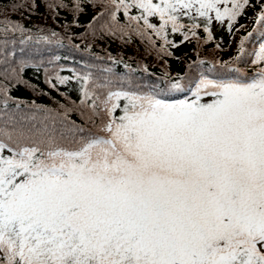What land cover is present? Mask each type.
<instances>
[{
    "label": "snow or ice",
    "instance_id": "6c2138e0",
    "mask_svg": "<svg viewBox=\"0 0 264 264\" xmlns=\"http://www.w3.org/2000/svg\"><path fill=\"white\" fill-rule=\"evenodd\" d=\"M72 3L81 13L82 4L105 0ZM255 7L258 28L232 61L199 62L238 73L258 33L251 63L260 68L251 80L200 72L192 97L170 102L168 93L185 88L182 77L139 91L115 74L82 75L81 104L95 132L67 138L0 128V264H264V0H107L88 27L154 48L155 36L156 50L171 55L165 46L179 45L170 35L199 43L202 29L207 43L213 21L225 20L232 35ZM28 31L0 26L5 44L8 33ZM0 93L10 98L7 88Z\"/></svg>",
    "mask_w": 264,
    "mask_h": 264
},
{
    "label": "trees",
    "instance_id": "16d2710c",
    "mask_svg": "<svg viewBox=\"0 0 264 264\" xmlns=\"http://www.w3.org/2000/svg\"><path fill=\"white\" fill-rule=\"evenodd\" d=\"M58 2L0 0V26L5 22H16L29 30L23 35L8 33L6 44L3 42L4 34L0 33V89L7 88L10 97L5 102L0 93V128L7 126L9 131L22 130L67 138L84 137L95 132L94 124L86 119L88 109L81 104L79 77L82 75L104 80L115 74L133 90L139 91H147L153 85L164 87L165 76L182 77L184 90L168 93L165 97L175 102L192 97L194 82L200 72L214 79L251 80L260 68L258 62L251 63L253 51L260 43L258 33L246 42V54L238 62L240 72L217 71L212 69L211 63H199L232 61L238 55L242 38L253 27L258 28L253 24L258 7L248 8L245 15L238 18L232 35L227 30L229 21L225 20L223 27L220 22L212 23L215 39L209 38L207 43L202 29L197 30L199 43L196 38L182 40L179 33L170 35L169 39L179 46H165L171 55H164L156 50L160 41L155 36L153 39L157 44L154 48L136 36L126 43L118 38L119 34L114 37L99 30L93 34L88 26L94 15L106 10L107 0L97 6L84 3L82 7L85 10L81 13L72 11V0H63L66 7H50ZM21 4L24 5L22 9L19 8ZM117 18L121 24L127 23L123 10L117 13ZM150 19L152 23L159 24L156 18ZM52 32L58 35L53 37ZM29 35L33 37L31 40L27 39ZM42 35L49 37L47 42L40 40ZM12 70H16L17 75L9 74ZM57 75L71 77V80L59 84ZM84 82L91 84V81ZM52 84L57 86L54 88ZM99 122L97 117L95 124Z\"/></svg>",
    "mask_w": 264,
    "mask_h": 264
},
{
    "label": "rangeland",
    "instance_id": "374dc122",
    "mask_svg": "<svg viewBox=\"0 0 264 264\" xmlns=\"http://www.w3.org/2000/svg\"><path fill=\"white\" fill-rule=\"evenodd\" d=\"M213 23L217 24L216 21H213ZM211 99H212V98L209 97V96H204V97H202V101H201V102H209Z\"/></svg>",
    "mask_w": 264,
    "mask_h": 264
}]
</instances>
